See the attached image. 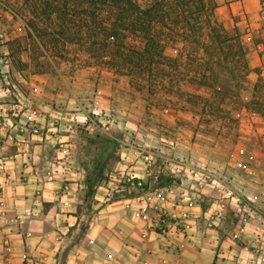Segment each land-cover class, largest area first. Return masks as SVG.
<instances>
[{
    "label": "crops",
    "instance_id": "0c3cea01",
    "mask_svg": "<svg viewBox=\"0 0 264 264\" xmlns=\"http://www.w3.org/2000/svg\"><path fill=\"white\" fill-rule=\"evenodd\" d=\"M216 1L217 22L244 33L248 101L254 70L264 76V45L252 39L264 38V13L259 0ZM11 81L39 116L13 117L15 99L0 91V264H264V116L241 109L219 145L188 110L147 125L125 79L90 67L11 68ZM201 165L257 214L242 223L233 199L199 188L188 171ZM154 208L168 220L162 233Z\"/></svg>",
    "mask_w": 264,
    "mask_h": 264
},
{
    "label": "trees",
    "instance_id": "16d2710c",
    "mask_svg": "<svg viewBox=\"0 0 264 264\" xmlns=\"http://www.w3.org/2000/svg\"><path fill=\"white\" fill-rule=\"evenodd\" d=\"M30 1L29 26L44 45L45 39L57 42V33L63 45L78 41L117 74L146 83L148 94L175 92L195 106L202 97L194 92L203 88L213 100L234 97L240 110L264 116L262 70H254L259 78L251 98L243 102L239 89L251 72L244 33L237 26L227 30L215 20L216 0ZM42 19L52 34L37 23ZM224 74L237 81L236 91L221 82ZM238 120L229 118L232 123Z\"/></svg>",
    "mask_w": 264,
    "mask_h": 264
},
{
    "label": "rangeland",
    "instance_id": "374dc122",
    "mask_svg": "<svg viewBox=\"0 0 264 264\" xmlns=\"http://www.w3.org/2000/svg\"><path fill=\"white\" fill-rule=\"evenodd\" d=\"M32 16V3L30 0H0V35H3V38H0V55L4 52V49L8 50L12 68L15 71L51 75L56 74V70L59 68H63L67 72L76 67H90L93 68L94 72H99L108 78H124L133 93V97H136L144 107V123L150 126L151 117L159 120L161 118L166 122L175 112L188 110L195 114L201 130L211 136L213 141L214 138L217 139L219 145H221V140L218 136L220 138L226 136L227 127H225V122H229L230 116L238 117L237 113H240V106H238L236 98L229 96L223 102H218L213 100L214 96L209 90L203 88L194 92L202 97L195 106L186 103L184 98L178 96L175 92L165 94L162 91H155L153 94H148L145 89L146 83L136 81L126 75L117 74L109 65L92 56L86 47L78 41L63 45V41L55 33L53 38L57 42L48 39V44L45 39L46 44L44 45L35 37L29 26ZM214 17L216 20V16ZM37 23L45 30L48 29L47 33H53V30H49L48 21L42 19ZM252 39L264 45V38L256 37ZM253 40L247 41L249 47L253 46L251 45ZM221 82H228L235 91L237 90V86H235L237 81L232 76L224 74L221 77ZM246 87V85H243V90L239 89L240 98L243 102H246L245 97L249 95ZM162 112L166 118L160 115Z\"/></svg>",
    "mask_w": 264,
    "mask_h": 264
},
{
    "label": "built area",
    "instance_id": "2783aa9c",
    "mask_svg": "<svg viewBox=\"0 0 264 264\" xmlns=\"http://www.w3.org/2000/svg\"><path fill=\"white\" fill-rule=\"evenodd\" d=\"M261 10L264 13V0H259ZM0 38H3V35H0ZM11 68L12 63L11 59L9 57V52L7 49H4V52L0 55V91L3 94H8L13 96L15 99V102L8 105L9 110L11 111L13 117H22L25 113H28L32 117H38L39 116V110L36 107V105L29 99H25L22 97L21 94H18L17 88L11 81ZM240 117V115L238 116ZM110 117H107V122H110ZM16 128V126L14 127ZM186 169V165L184 163L178 162L175 169L172 170L171 174L178 178ZM188 173H191V175L195 178V181L198 183L199 188H203L206 184H212L215 187H218L220 191L223 192L226 197H229L230 199H233L235 203L237 204V210L240 216V221L242 223H246L251 217L255 216L257 214L256 209L250 205L249 203L242 200L238 195L232 192L230 187L225 184L223 181L219 180L215 177L214 173L207 169L205 166H197L190 168ZM157 180V177L155 175L150 176V182H155ZM175 180V179H174ZM128 183L132 184L133 186H136L138 188L143 187V183L137 179L130 178L127 180ZM156 210L155 214V220L153 222V226L158 229V232L162 233L164 232V228L168 227V220L166 215L159 209L154 208ZM139 217H145L146 211L141 210L138 213ZM222 217L221 211H213L209 218V227L212 228L216 221H218ZM186 230V227H183L181 229V233Z\"/></svg>",
    "mask_w": 264,
    "mask_h": 264
}]
</instances>
